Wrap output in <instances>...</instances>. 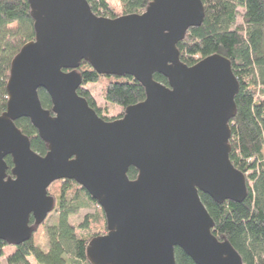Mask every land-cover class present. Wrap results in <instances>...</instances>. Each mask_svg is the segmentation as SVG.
Wrapping results in <instances>:
<instances>
[{
    "label": "water",
    "instance_id": "95a60500",
    "mask_svg": "<svg viewBox=\"0 0 264 264\" xmlns=\"http://www.w3.org/2000/svg\"><path fill=\"white\" fill-rule=\"evenodd\" d=\"M27 2L34 37L11 59L0 113V240L31 238L54 208L49 184L72 179L106 219V232L86 245L91 264H176V246L197 264H242L231 243L212 232L199 195L222 202L246 194V174L229 157L239 82L224 55L188 65L176 46L201 24L202 1L150 0L143 11L116 17L95 14L87 0ZM82 60L101 75L133 76L145 98L103 118L77 92ZM19 117L47 144L43 155L14 123Z\"/></svg>",
    "mask_w": 264,
    "mask_h": 264
},
{
    "label": "trees",
    "instance_id": "16d2710c",
    "mask_svg": "<svg viewBox=\"0 0 264 264\" xmlns=\"http://www.w3.org/2000/svg\"><path fill=\"white\" fill-rule=\"evenodd\" d=\"M108 1L87 0L95 14L107 17L141 12L150 0H118L120 14L109 10ZM201 1L204 6L201 24L190 26L176 46L180 59L188 65L215 52L230 60L239 90L235 96L236 110L229 120V157L233 166L247 175L248 181L241 201L217 202L204 192L199 191V195L214 221V235L231 243L240 254L242 264H264V0ZM33 37V19L27 0H0V113L6 108V81L11 59ZM196 54L199 56L195 57ZM77 70L81 74L77 92L105 119L111 118L101 112L84 84L103 77L104 99L123 109L145 98L144 86L131 75H101L85 60ZM153 78L167 84L166 77L160 73H154ZM38 93L42 106L50 109L52 103L48 93L42 88ZM14 123L28 136L33 150L42 155L47 151V144L27 117H19ZM5 161L7 172H10V155L5 156ZM136 175L137 169L129 166L127 176L132 179ZM54 190H57L58 219L45 227L46 246L35 244L32 237L11 245L5 264H91L86 257V245L100 233H91L90 229L95 224L107 229L104 212L100 208L98 214L86 215L77 225L78 231L69 222V216L88 202L98 203L72 179H61ZM2 245L5 243L0 240ZM174 253L176 264H197L177 246Z\"/></svg>",
    "mask_w": 264,
    "mask_h": 264
},
{
    "label": "rangeland",
    "instance_id": "374dc122",
    "mask_svg": "<svg viewBox=\"0 0 264 264\" xmlns=\"http://www.w3.org/2000/svg\"><path fill=\"white\" fill-rule=\"evenodd\" d=\"M108 7L109 10L114 14H120V4L118 0H109L108 1ZM198 54L195 55L197 57ZM199 56V55H198ZM85 88H87L94 96L96 105L100 108L101 112L107 117V118H116L119 113L123 112V108L120 107L117 103L110 102L104 99L103 97V87H104V78L101 77L96 82H88L83 85ZM262 98H264V95H262ZM262 153H263V159H264V145L262 147ZM247 177V175H246ZM61 179H57L52 181L48 186V192L54 196L55 203L54 208L49 211L44 218V220L36 227L32 234L33 242L41 247H45L47 244V238L45 234V227L48 225H51L53 223H56L58 219V210H57V203H56V191L55 188L58 187L60 184ZM248 181V177H247ZM101 207L93 202H88V204L82 208L79 209V211L75 214H72L69 216L68 220L71 224H73L78 231H80V228L77 227V225L84 219L86 215H96L98 214V209ZM107 229H104L101 225H93L91 226L90 232H99L104 233ZM5 243V242H4ZM13 244L5 243V245L1 246V254H0V264H5V256L12 248ZM3 252V254H2Z\"/></svg>",
    "mask_w": 264,
    "mask_h": 264
}]
</instances>
